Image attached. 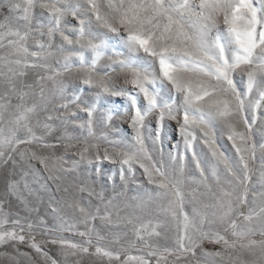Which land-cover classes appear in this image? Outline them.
Returning <instances> with one entry per match:
<instances>
[{"label":"snow or ice","instance_id":"snow-or-ice-1","mask_svg":"<svg viewBox=\"0 0 264 264\" xmlns=\"http://www.w3.org/2000/svg\"><path fill=\"white\" fill-rule=\"evenodd\" d=\"M0 249L264 264V0H0Z\"/></svg>","mask_w":264,"mask_h":264},{"label":"rangeland","instance_id":"rangeland-1","mask_svg":"<svg viewBox=\"0 0 264 264\" xmlns=\"http://www.w3.org/2000/svg\"><path fill=\"white\" fill-rule=\"evenodd\" d=\"M118 103H122V101H118ZM124 128L125 130H127V125H124ZM253 139L256 140L257 142H259V139H260V135H259V132H254V136H253ZM34 164H36V167L37 168H40L41 165H39L38 163H36L35 161L33 162ZM137 193H135L134 191H129V196H134L136 195ZM208 249L209 250H214L213 249V246L212 245H207ZM9 251V252H12L11 249H0V251ZM20 250L21 251H31L30 249L26 248L25 246H20ZM14 254V253H13ZM20 259V264H25V261L24 259L21 257L19 258ZM0 264H12L11 261H9L7 258H4V257H0ZM86 264H87V261H86Z\"/></svg>","mask_w":264,"mask_h":264}]
</instances>
